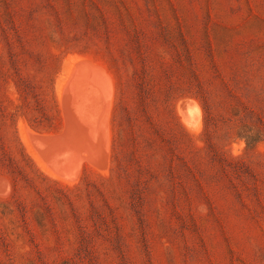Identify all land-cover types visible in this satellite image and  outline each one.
<instances>
[{
    "label": "rangeland",
    "instance_id": "374dc122",
    "mask_svg": "<svg viewBox=\"0 0 264 264\" xmlns=\"http://www.w3.org/2000/svg\"><path fill=\"white\" fill-rule=\"evenodd\" d=\"M0 264H264V0H0Z\"/></svg>",
    "mask_w": 264,
    "mask_h": 264
},
{
    "label": "bare ground",
    "instance_id": "6f19581e",
    "mask_svg": "<svg viewBox=\"0 0 264 264\" xmlns=\"http://www.w3.org/2000/svg\"><path fill=\"white\" fill-rule=\"evenodd\" d=\"M73 83V82H72ZM92 91V90H91ZM61 93H62V90H61ZM60 97V96H59ZM70 97H72L71 98V100H70V102H71V104L73 103V105H71V108H72V110H73V112H74V114L77 116V117H79V119L85 124V125H88V126H91L92 128H93V131L95 132V134H98V130H97V127H96V124L98 125V123H97V120H95V122H93V120L91 121L90 119H89V117L88 116H86L87 114H88V112H87V114H85L84 113V111H83V106H82V103H84V102H82V103H80L81 101H79L80 100V98L77 100V98H78V96H70ZM81 98H82V96H80ZM101 97V96H100ZM94 98V97H93ZM96 99V98H95ZM101 100V99H100ZM69 101V100H68ZM92 102V101H91ZM96 102V101H95ZM100 104V103H99ZM97 105V104H96ZM194 105V104H193ZM101 106V105H100ZM195 106V105H194ZM88 107V106H87ZM93 108V106H91V108L89 109V108H87V110H86V106H85V112L86 111H89V110H91ZM99 109V108H98ZM101 109H102V107L99 109L100 111H101ZM67 110V109H66ZM93 110H94V108H93ZM93 110L91 111V113L93 112ZM100 111L98 112V111H96V112H98V113H100ZM93 114H95V112H93ZM181 116H182V119L184 120V123L186 124V126H188V128H190V130H191V128H198V126L200 127V122H199V120L200 119H198V113H197V111L191 106V105H189L187 108H186V110H184V111H182L181 113ZM89 115H90V113H89ZM97 116H98V114H97ZM95 117H96V114H95ZM95 117H93V118H95ZM91 118H92V115H91ZM97 118V117H96ZM183 120H182V122H183ZM86 131V130H85ZM192 131H193V129H192ZM75 132V131H74ZM78 132V131H77ZM103 132V131H102ZM87 133V132H86ZM104 134H105V131L103 132ZM106 134H107V132H106ZM105 134V136H104V140L103 141H105V147H106V139H107V135ZM79 135V134H78ZM77 137V136H76ZM75 137V138H76ZM78 138H76L75 139V141L77 140ZM82 139V141H84V144H85V138H81ZM89 141H90V138H89ZM59 143V142H58ZM71 143V142H70ZM69 143V144H70ZM82 144V143H81ZM84 144H82V145H84ZM102 145H104V142H103V144ZM69 146H72V144L71 145H69ZM86 146H87V144H86ZM81 147V146H80ZM82 148V147H81ZM75 149V148H74ZM82 150H85L84 148H82ZM105 150V149H104ZM54 153V152H53ZM61 154H64V152L63 153H61ZM66 154V153H65ZM38 155V154H37ZM80 155V154H79ZM54 156V155H53ZM58 156V155H57ZM104 156H105V153H104ZM44 157V156H43ZM48 157V156H47ZM50 157V156H49ZM63 157L65 158V155H63ZM84 157H85V155H84ZM84 157H82V158H84ZM90 157V156H89ZM55 158H57V157H55ZM61 158V157H60ZM75 158L77 159V156H75ZM88 158V157H87ZM67 159V165L66 164H64V166L66 165L67 167L65 168V169H67V170H64V171H68L69 170V173H70V171L72 170V166H71V162L72 161H70V160H72L71 159V154L70 153H68V154H66V158H65V160ZM79 159H80V157H79ZM85 159V158H84ZM89 159V158H88ZM38 160H39V162H40V164L42 165V167L45 169V171L47 172V173H49L51 176H53L54 178H56V179H59V180H62V181H66V182H70V181H73L74 179H72V180H68V179H66L67 178V176L65 175V173L63 174L64 176H66V178H63V177H61V176H59V175H61V174H55V172H53L54 170V166H55V164H54V166L53 167H51V168H53L52 170L53 171H51L49 168H48V166H46L39 158H38ZM43 160V159H42ZM50 160V159H49ZM74 160V159H73ZM82 160V159H81ZM78 160H76V161H74V162H76L77 164H78V162H77ZM59 162H60V159H59ZM58 162V163H59ZM81 162V161H80ZM96 163H97V161H95ZM61 163L63 164V162L61 161ZM60 163V164H61ZM60 164H58V166L60 165ZM87 164V163H86ZM50 165V164H49ZM81 165V164H80ZM52 166V165H51ZM57 166V167H58ZM76 166V165H75ZM93 168H96V167H94L93 165H91ZM100 167V166H99ZM58 169V168H57ZM96 169H98V168H96ZM80 169H79V165L76 167V175L78 174V171H79ZM103 171V170H102ZM58 172V171H57ZM72 172H73V174H74V171L72 170ZM71 172V173H72ZM67 173V172H66ZM68 173V174H69ZM67 174V175H68Z\"/></svg>",
    "mask_w": 264,
    "mask_h": 264
},
{
    "label": "crops",
    "instance_id": "0c3cea01",
    "mask_svg": "<svg viewBox=\"0 0 264 264\" xmlns=\"http://www.w3.org/2000/svg\"><path fill=\"white\" fill-rule=\"evenodd\" d=\"M69 94L71 96V92ZM70 96H67L69 101L71 100ZM69 101L68 102L65 101L66 102L64 106L65 107L64 108L65 123H64L62 132L57 133V134L46 135V136L43 135V136H40L38 139L43 140L44 142L54 143L55 141H58V140H65L67 135H71L72 133H77L78 129L80 128L86 130V126L83 127L81 123L76 119L74 113L71 111ZM97 123L98 125L96 124V127L98 130V134L100 137L103 138L104 133L102 131H104V125L102 123V120H98Z\"/></svg>",
    "mask_w": 264,
    "mask_h": 264
}]
</instances>
